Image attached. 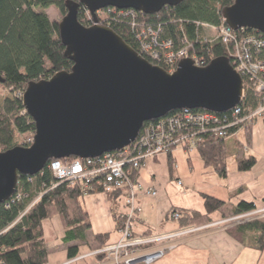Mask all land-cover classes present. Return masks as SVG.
<instances>
[{
	"label": "water",
	"instance_id": "95a60500",
	"mask_svg": "<svg viewBox=\"0 0 264 264\" xmlns=\"http://www.w3.org/2000/svg\"><path fill=\"white\" fill-rule=\"evenodd\" d=\"M180 1L65 0L58 30L64 54L73 63L69 70L27 83L22 104L34 122V134L30 145L0 151V203L14 193L19 174H35L52 158L93 157L122 148L144 121L174 109L219 112L239 103L242 78L227 56H215L201 66L185 57L168 72L97 22L96 11L105 7L155 13ZM80 3L93 24L79 22ZM222 17L232 29L264 34V0H234L223 7Z\"/></svg>",
	"mask_w": 264,
	"mask_h": 264
},
{
	"label": "trees",
	"instance_id": "16d2710c",
	"mask_svg": "<svg viewBox=\"0 0 264 264\" xmlns=\"http://www.w3.org/2000/svg\"><path fill=\"white\" fill-rule=\"evenodd\" d=\"M233 1L182 0L176 5L163 6L155 13L136 11L134 19L131 16L116 14L112 8L99 9L96 14L98 23L110 27L138 53L140 27L152 25L160 28L161 37L172 41L174 49L186 47L191 58L199 60L201 65H206L215 56H227V48L219 40L208 39L203 30L208 27L198 24V21L217 25L221 21L223 7ZM50 6H56L63 15L66 12L65 0H0V73L4 78L0 86L9 87L13 91L22 90L31 80L48 79L58 71L70 69L73 62L64 54L65 46L59 36L58 22L50 20L46 13ZM86 10L80 3L77 18L81 24L89 26L94 20L91 13L84 14ZM204 11H207L209 16L207 21L199 18ZM239 31L236 30L237 33ZM244 31L264 37L263 33L251 28H245ZM142 56L166 70L162 64L150 60L144 54ZM242 80L245 82L243 76ZM257 100L256 92L249 85H245L239 105L248 110ZM261 119L264 124V117ZM252 122L247 123L245 128H249ZM27 131H34V122L24 109L20 95L4 97L0 102V151L21 145L16 136ZM228 135L219 136L207 131L202 134L203 138L197 146L204 164L212 167L221 176L229 170V151L225 144V137ZM167 154L170 157V151ZM48 161L35 174H19L15 193L20 196L15 198L12 195L0 203V264H47L48 251L42 222L54 215L60 217L65 228L62 237L64 242H86L90 235V221L79 196L87 192H101L102 189L94 185L89 190H83L78 184L56 180L47 166ZM171 161L169 158V162ZM255 162L253 155L236 157L238 170L250 169ZM136 172L138 173L130 169L128 175L134 179ZM105 194L114 210L116 202L122 196L116 190ZM201 196L204 212L194 208L171 207L167 213L168 217L175 220L178 226L211 222L210 213L222 208L225 202L209 194L202 193ZM254 207L253 202L240 200L232 206V213H240ZM123 213L113 212L119 229L123 223ZM174 213L178 215L176 218ZM227 230L241 242L246 231H256V245L259 249L264 247V220L255 218L228 226ZM106 236V233H94L90 235V240L97 242L100 247L107 243ZM77 253V244L67 246V256L71 257Z\"/></svg>",
	"mask_w": 264,
	"mask_h": 264
},
{
	"label": "built area",
	"instance_id": "2783aa9c",
	"mask_svg": "<svg viewBox=\"0 0 264 264\" xmlns=\"http://www.w3.org/2000/svg\"><path fill=\"white\" fill-rule=\"evenodd\" d=\"M112 8L116 14L135 18L136 10L132 8ZM215 31L213 40H219L227 48V57L233 68L245 78L242 80V95L244 86L249 85L258 95L257 103L246 110L239 103L224 111H212L200 108H179L166 114L146 120L142 123L136 137L128 145L105 151L100 155L85 158H52L48 161V168L56 180L68 181L69 184H78L83 190H89L94 185L99 186L102 192L116 190L124 201L123 223L120 228L119 238L110 243L94 249L88 254L100 255L102 260L110 264H150L161 257L167 250L175 245L176 237L197 230L203 225L178 226L174 230L133 234L132 222L140 210L136 201V177L132 179L128 172L136 171L149 159L160 153H168L172 148L179 146L186 150L196 149L202 140V134L207 131L219 136L236 133L238 128L245 127L251 121L264 117V37L255 33H247L244 27L232 29L225 23L223 17L217 24L199 22ZM159 27L145 25L140 27L139 53L146 55L150 60L156 61L172 72L178 62L187 54L186 47L174 49L172 41L159 34ZM236 30H240L239 33ZM212 41V39H211ZM193 59V58H192ZM195 65L201 62L193 59ZM23 93L19 94L23 96ZM233 129V130H232ZM232 130V131H231ZM243 150L248 152V145H243ZM229 162V161H228ZM236 165V158L232 160ZM228 168H230L228 163ZM145 192L155 195L152 188ZM15 198L19 193H14ZM11 195V196H12ZM10 196V197H11ZM264 215V206L252 208L232 217L219 220L229 226L231 219L249 221ZM178 215L174 213V218ZM67 260L66 264L71 260Z\"/></svg>",
	"mask_w": 264,
	"mask_h": 264
},
{
	"label": "crops",
	"instance_id": "0c3cea01",
	"mask_svg": "<svg viewBox=\"0 0 264 264\" xmlns=\"http://www.w3.org/2000/svg\"><path fill=\"white\" fill-rule=\"evenodd\" d=\"M226 138L227 136L225 144L234 153L235 142L238 139L227 144ZM254 152V148L249 144L248 153L243 156L253 155L251 153ZM168 155L160 153L147 160L138 170L136 185L139 184L141 187L137 189L136 201L140 210L132 222L133 234L174 230L178 223L168 217V210L171 207H183L204 212L202 193L224 201L225 205L210 213L211 222L205 226L177 236L174 247L150 264H264V247L262 249L257 247L256 231H246L241 242L229 234L225 224L219 222L232 214V206L240 200L253 202L256 208L264 206V175L263 177L261 175L264 171L253 175L252 168L258 160L256 159L252 169L238 170L234 164L232 170L229 169L221 176L212 167L204 164L197 148L186 150L176 146L171 149L170 157ZM147 188L154 189L156 194L145 192ZM79 199L88 214L90 235L106 233L105 242L116 241L120 229L117 227L113 212L124 211L123 198L119 197L114 210L103 192L83 193ZM51 218L53 219L50 223H54L58 229V234L53 240L49 239V235L47 238L42 222L43 237L48 251L47 264L64 263L77 256L81 257L66 264H110L102 260L100 255L88 254L98 248L97 242L90 240V235L86 242H64L62 240L64 226L60 217L54 215ZM71 244H77L78 253L69 257L67 246Z\"/></svg>",
	"mask_w": 264,
	"mask_h": 264
},
{
	"label": "rangeland",
	"instance_id": "374dc122",
	"mask_svg": "<svg viewBox=\"0 0 264 264\" xmlns=\"http://www.w3.org/2000/svg\"><path fill=\"white\" fill-rule=\"evenodd\" d=\"M107 8V7H105ZM87 9V8H86ZM46 13H47V16L49 17L50 20L52 21H57L59 22L63 16V14L61 13V11L56 7V6H50L46 9ZM85 15H89L90 12L89 10L87 9L85 12H84ZM103 15V14H101ZM199 18L201 20H204V21H207L209 20V16H208V13L207 11H204V13H202ZM93 21H91V24ZM90 24V25H91ZM100 24V23H99ZM204 30V35L206 37H208V39H214L215 37V31L212 27H209V28H203ZM215 41V40H213ZM26 88V87H25ZM25 88L22 89V90H14L13 89H10L9 87H6V86H0V102L3 100L4 97L6 96H10V95H13V94H16V95H20L19 92L21 93L25 91ZM20 98L22 99V94L20 95ZM252 125V126H251ZM251 128L249 127L248 129H246L245 127H241V128H238L236 133H233L231 136H227L226 138V142H228L227 144H231L233 141H235V139H238L236 142H235V152H231L228 148V157H227V160L229 161V166H230V170H232L234 167V164L232 162V160L234 159V157L236 158L237 156H240L239 154H241L242 156L243 155H246L248 152L245 153V151L243 150V145H252V147L254 148V153H251L255 156V158L258 160V162L252 167L254 168V171H253V175L255 174H258L260 173L261 170L264 171V124L262 122V119L261 118H257L255 121H253L251 123ZM251 129V131L249 130ZM249 130V131H248ZM33 134H34V131H27V132H24V133H21V134H17L16 136V139L19 143H21V145H24V144H28L30 145L31 142H32V138H33ZM231 142V143H229ZM241 142V143H240ZM28 145H25V146H28ZM230 153V154H229ZM251 168V169H252ZM248 170V169H247ZM242 171H245V170H242ZM264 173V172H263ZM261 174V173H260ZM262 177L264 174H261ZM102 192V191H101ZM104 193V192H103ZM105 194V193H104ZM255 208V207H254ZM235 214H230L228 216H226L227 218L228 217H232L234 216ZM57 217V216H56ZM52 219L53 218H48V219H45L43 221V227H44V231L47 235V238H48V235H49V239L53 240L54 239V236L56 234H58V229H56V226L54 223H50L52 222ZM258 219H261V220H264V215L261 216V217H258ZM243 222H246L245 220H241L240 219H231L228 221L229 223V227L230 226H234L236 224H239V223H243ZM65 231V228L63 227V233Z\"/></svg>",
	"mask_w": 264,
	"mask_h": 264
},
{
	"label": "bare ground",
	"instance_id": "6f19581e",
	"mask_svg": "<svg viewBox=\"0 0 264 264\" xmlns=\"http://www.w3.org/2000/svg\"><path fill=\"white\" fill-rule=\"evenodd\" d=\"M137 173V172H136Z\"/></svg>",
	"mask_w": 264,
	"mask_h": 264
}]
</instances>
